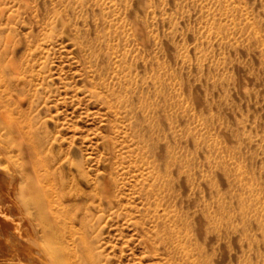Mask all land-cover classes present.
<instances>
[{"label":"rangeland","instance_id":"374dc122","mask_svg":"<svg viewBox=\"0 0 264 264\" xmlns=\"http://www.w3.org/2000/svg\"><path fill=\"white\" fill-rule=\"evenodd\" d=\"M6 116L97 264H264V0H0V168L33 190Z\"/></svg>","mask_w":264,"mask_h":264},{"label":"bare ground","instance_id":"6f19581e","mask_svg":"<svg viewBox=\"0 0 264 264\" xmlns=\"http://www.w3.org/2000/svg\"><path fill=\"white\" fill-rule=\"evenodd\" d=\"M12 121L6 116L2 125L14 138L20 137L16 142L27 159L22 170L31 171L26 176L34 188L21 183L24 179L14 166L0 168V204L4 205L0 206V264H97L84 229L74 232L76 221L86 227L85 212L75 204V194H45L38 184L51 179L38 150L40 141L22 126L15 125L13 130ZM7 149V144L0 143V166Z\"/></svg>","mask_w":264,"mask_h":264}]
</instances>
